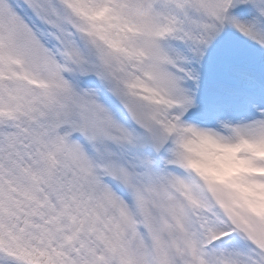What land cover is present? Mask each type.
Here are the masks:
<instances>
[{
    "label": "snow or ice",
    "instance_id": "snow-or-ice-1",
    "mask_svg": "<svg viewBox=\"0 0 264 264\" xmlns=\"http://www.w3.org/2000/svg\"><path fill=\"white\" fill-rule=\"evenodd\" d=\"M0 264H264V0H0Z\"/></svg>",
    "mask_w": 264,
    "mask_h": 264
}]
</instances>
